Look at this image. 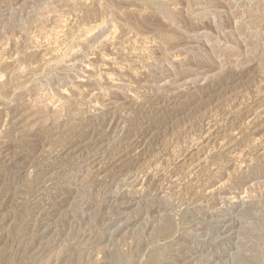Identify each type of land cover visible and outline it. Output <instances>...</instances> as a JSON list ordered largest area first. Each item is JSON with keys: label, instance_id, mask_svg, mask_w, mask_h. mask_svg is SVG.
Masks as SVG:
<instances>
[{"label": "rangeland", "instance_id": "374dc122", "mask_svg": "<svg viewBox=\"0 0 264 264\" xmlns=\"http://www.w3.org/2000/svg\"><path fill=\"white\" fill-rule=\"evenodd\" d=\"M0 264H264V0H0Z\"/></svg>", "mask_w": 264, "mask_h": 264}]
</instances>
